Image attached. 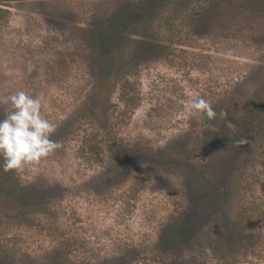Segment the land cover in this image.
Wrapping results in <instances>:
<instances>
[{"label": "rangeland", "instance_id": "374dc122", "mask_svg": "<svg viewBox=\"0 0 264 264\" xmlns=\"http://www.w3.org/2000/svg\"><path fill=\"white\" fill-rule=\"evenodd\" d=\"M2 1L0 98L40 97L61 147L35 172L0 158V183L48 190L0 189V264H264V6Z\"/></svg>", "mask_w": 264, "mask_h": 264}, {"label": "clouds", "instance_id": "9594fccd", "mask_svg": "<svg viewBox=\"0 0 264 264\" xmlns=\"http://www.w3.org/2000/svg\"><path fill=\"white\" fill-rule=\"evenodd\" d=\"M0 105L6 106L0 117V158L3 159V170L17 173L26 169L37 171L41 161L61 147L58 141L52 139L55 124L42 115L41 98L18 90L0 98ZM190 106L193 117L213 121L219 115L225 120L227 128L235 127L227 120L226 112L218 114L204 98L193 99ZM205 126L214 128L210 123Z\"/></svg>", "mask_w": 264, "mask_h": 264}, {"label": "trees", "instance_id": "16d2710c", "mask_svg": "<svg viewBox=\"0 0 264 264\" xmlns=\"http://www.w3.org/2000/svg\"><path fill=\"white\" fill-rule=\"evenodd\" d=\"M230 3L229 6H241L242 8H249V7H254V6H264V0H224V2ZM3 1L0 2V5H3ZM2 11V10H1ZM84 36H86V32H83ZM83 36V39L85 40L86 37ZM103 44L102 47L103 49L112 54V55H117L119 53H121V50L119 48H114L112 46H110V42L107 41V39L102 41ZM112 75L111 73V69L108 72V76L110 77ZM124 96L121 97V99L124 101L125 104H130L132 103H136L137 101V97L135 94H131V91H134V88L132 86V84L130 82L126 83V85H124ZM135 95V96H134ZM93 145H86L83 147V155L86 156L87 158L92 159L95 156L96 161H101V158L99 157L101 155L100 153V147L97 148V152H96V148L92 147ZM86 147H91L86 149ZM40 186H20L17 182L14 181V184H12V186L10 187L9 185V181L7 180H3L0 183V189L3 193H8L11 194V192L13 193L12 195L16 198V202L19 204H21L22 206L27 205V207H29L30 205H32L33 201H36L39 197V191L46 193L48 190L46 189H41L40 190ZM10 190V191H9ZM9 191V192H8ZM182 227V226H181ZM224 228L227 229V227L225 225L220 226L219 228V232L224 231ZM239 231H241L242 228H237ZM171 231V229L169 230ZM179 228H174V233H176V235L178 234ZM175 236V235H174ZM241 236V235H240ZM223 237H226L223 235ZM221 238V240L223 241L222 244H231L232 243V247L230 249H232V251L236 252V248L242 249V240H240V238L238 239V241L236 242L235 246H233V242H231V240L226 239L225 238ZM242 238V236H241ZM234 239L236 240L237 237H234ZM223 245V246H224ZM236 247V248H235ZM233 248L235 250H233Z\"/></svg>", "mask_w": 264, "mask_h": 264}]
</instances>
